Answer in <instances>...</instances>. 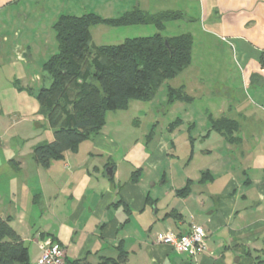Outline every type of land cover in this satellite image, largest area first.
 <instances>
[{"label":"crops","instance_id":"0c3cea01","mask_svg":"<svg viewBox=\"0 0 264 264\" xmlns=\"http://www.w3.org/2000/svg\"><path fill=\"white\" fill-rule=\"evenodd\" d=\"M134 7L196 10L203 33L226 45L237 66L221 57L192 67L191 51L159 100L108 111L76 151L39 165L33 148L50 142L53 129L34 96L49 79L32 55L46 48L30 44L60 14L113 18ZM96 26H109L90 27L92 42L104 45L94 40ZM16 42L23 45L14 54ZM167 87L190 100L167 103ZM148 111L171 115L165 131L157 121L141 127ZM221 118L235 122L230 138L211 127ZM0 215L27 245L28 264L42 238L63 248L65 264H117L119 250L127 260L118 264H264V0H0ZM191 223L207 234L196 258L155 241Z\"/></svg>","mask_w":264,"mask_h":264},{"label":"trees","instance_id":"16d2710c","mask_svg":"<svg viewBox=\"0 0 264 264\" xmlns=\"http://www.w3.org/2000/svg\"><path fill=\"white\" fill-rule=\"evenodd\" d=\"M182 18L183 13L177 10L150 13L137 7L113 18L92 12L57 17L52 25L57 51L42 64L49 84L34 93L40 112L53 129L50 142L33 148L39 165L46 167L52 159L62 158L65 151H76L82 141L100 131L108 111L126 109L131 100L149 101L165 81L189 65L192 35L161 33L167 21ZM96 24H153L157 31L148 36L127 37L117 44L95 45L90 27ZM174 100L188 101L190 97L180 88L167 87L166 102ZM211 127L230 138L236 125L221 118L212 121ZM188 189L186 185L177 194L185 195ZM126 260V253L119 250L111 261L118 264ZM28 263L27 245L11 226L10 218L0 215V264Z\"/></svg>","mask_w":264,"mask_h":264},{"label":"rangeland","instance_id":"374dc122","mask_svg":"<svg viewBox=\"0 0 264 264\" xmlns=\"http://www.w3.org/2000/svg\"><path fill=\"white\" fill-rule=\"evenodd\" d=\"M182 11V10H181ZM184 18L177 19V20H170L167 21L164 25L163 30L161 31L162 35L164 36H174L178 34L183 33H189L192 35L193 45H192V61L191 66L197 67V68H205V67H212L213 65H218V61L224 58V65L227 67H236L237 64L232 58L231 50L225 45H222L219 42H216L214 40L209 39L204 33H203V26L200 23L198 19V13L196 10L190 9L187 11H182ZM96 28H101L99 31H94V40L99 41L100 44H116V39H122L123 37H135V36H148L154 34L157 29L153 24H135V25H128V26H119V27H112L109 26L107 29L105 27L96 26ZM28 29V28H26ZM103 30V31H102ZM104 30L109 31L110 33H106ZM102 31V32H101ZM54 31L49 28L46 29L45 32V38L44 35L42 38H40V41L37 43L30 44L31 47H36L39 49L41 46H45L46 49L44 51L41 50V52H36L34 55H32L33 59L35 60L36 67L39 66L37 70H39V74L41 71L43 74L45 72L42 70V64L43 61L47 59V56L49 53H54L57 51V43L56 39L54 37ZM42 39H47V43L43 44ZM22 43H14L12 46V50L14 54L17 52L18 48L20 49ZM39 51V50H38ZM227 54H226V53ZM20 51V55H21ZM219 54L221 56H219ZM222 57V58H221ZM224 66V67H225ZM165 86L164 84L161 85L159 90L156 92L154 96V100H159L163 94ZM148 104V103H146ZM145 119H143V122L141 124V127L148 131L149 127L152 123L157 121L159 123V126L157 127V131L163 130L161 129L162 123L170 122L172 120L170 114H156L155 112L152 113L149 111L146 113ZM154 114V115H153ZM146 124H145V123ZM141 128V129H142Z\"/></svg>","mask_w":264,"mask_h":264},{"label":"built area","instance_id":"2783aa9c","mask_svg":"<svg viewBox=\"0 0 264 264\" xmlns=\"http://www.w3.org/2000/svg\"><path fill=\"white\" fill-rule=\"evenodd\" d=\"M155 241L193 258L208 248L206 231L202 225L197 223H191L187 231L179 234L171 231L157 232ZM37 246L36 264H65V252L57 242L50 238H42L37 241Z\"/></svg>","mask_w":264,"mask_h":264}]
</instances>
